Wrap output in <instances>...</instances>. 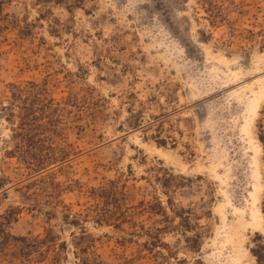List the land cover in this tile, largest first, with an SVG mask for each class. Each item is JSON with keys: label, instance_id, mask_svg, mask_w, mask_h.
I'll return each instance as SVG.
<instances>
[{"label": "rangeland", "instance_id": "obj_1", "mask_svg": "<svg viewBox=\"0 0 264 264\" xmlns=\"http://www.w3.org/2000/svg\"><path fill=\"white\" fill-rule=\"evenodd\" d=\"M222 1L227 21L213 25L197 0H0V223L11 211L10 234L52 230L66 247L57 264H81L82 227L106 264H258L264 0ZM28 82L70 104L50 135L58 159L41 172L7 155L2 106L9 84ZM110 182L123 207L161 214L134 220L163 229L165 258L143 251L145 238L125 242L133 224L93 222L92 189ZM46 256L36 264H52Z\"/></svg>", "mask_w": 264, "mask_h": 264}, {"label": "trees", "instance_id": "obj_2", "mask_svg": "<svg viewBox=\"0 0 264 264\" xmlns=\"http://www.w3.org/2000/svg\"><path fill=\"white\" fill-rule=\"evenodd\" d=\"M199 5L207 12L211 24L227 21L228 11L222 0H197ZM10 98L6 106H2L3 111L7 112L6 120L12 125L11 140L13 147L7 152L11 158H18L23 161L26 167L34 172H41L50 167L53 161H57L54 154V147L49 143L52 139L50 135H60L61 127L69 114L70 104L57 102L49 95L46 86L28 82L26 84H9ZM259 140L264 152V128L259 125ZM264 161V153H263ZM5 179H0V190L5 187ZM92 195L97 200L93 211V222L97 226L108 225L117 230H121L122 225L131 223L134 225V232L131 241L143 239L146 241L138 245L150 254V256L165 258L160 251L165 249L160 239L163 229H147L143 225H137L135 215L143 213L161 215L154 209V205L141 204L140 209L123 207L125 194L121 192L120 186L116 182H110L106 187L92 189ZM163 216L168 219L166 211L159 205ZM188 212H190L188 210ZM12 212L3 216L0 223V264H36L47 258V253H55L52 264L59 261V251L65 249V244H58L49 230L44 238L15 237L10 234L5 225L10 221L9 216ZM65 215V214H64ZM69 218L68 216H65ZM111 219L113 222H111ZM68 221V220H67ZM75 226L80 227V219L74 218L72 221ZM168 222V221H167ZM190 225L186 226L188 230ZM75 246L78 253L76 256L81 264H106L102 258L92 250L93 238L85 228H81L79 236H74ZM44 247V248H43ZM258 264H264V246H259L253 252ZM18 259V262L15 260ZM46 261V260H45Z\"/></svg>", "mask_w": 264, "mask_h": 264}]
</instances>
